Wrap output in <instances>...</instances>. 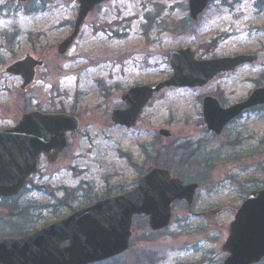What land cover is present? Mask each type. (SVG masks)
<instances>
[{
	"label": "rangeland",
	"instance_id": "obj_1",
	"mask_svg": "<svg viewBox=\"0 0 264 264\" xmlns=\"http://www.w3.org/2000/svg\"><path fill=\"white\" fill-rule=\"evenodd\" d=\"M21 6L19 12L0 0V71L13 62L14 51L33 50L45 61L48 56L50 66L39 69L24 90L21 77L0 78V127L15 125L23 110L41 108L72 113L81 128L68 135L59 163L41 161V173L21 197L0 200V238L32 232L97 198L128 191L159 162L186 182H200L193 212L178 205L171 226L160 233L140 216L130 249L99 264H223L221 246L236 210L250 191L264 187V106L218 136L207 130L203 97L228 107L264 86V0H211L195 26L180 23L190 19L188 0H110L88 17L66 55L49 49L72 32L76 1L28 0ZM150 22L161 25L152 37L145 26ZM164 25L175 27L174 34L160 35ZM13 30L20 34L18 46ZM30 35L42 38L30 45ZM186 47L207 60L250 53L258 59L204 87L157 93L135 128L113 124V109L126 105L123 92L166 79L171 54ZM160 129L173 137H163Z\"/></svg>",
	"mask_w": 264,
	"mask_h": 264
},
{
	"label": "water",
	"instance_id": "obj_2",
	"mask_svg": "<svg viewBox=\"0 0 264 264\" xmlns=\"http://www.w3.org/2000/svg\"><path fill=\"white\" fill-rule=\"evenodd\" d=\"M103 1L108 0H79L80 11L74 33L60 45L61 53L74 43L89 12ZM208 2L189 0L190 15L197 19ZM195 55L191 48L175 51L171 57L174 74L155 87L145 85L125 92L122 99L128 107L114 110L113 121L134 127L156 92L171 86H205L219 73L234 71L257 59L255 55H240L198 60ZM37 64L41 63L27 58L16 62L7 71L23 76L27 85L35 78ZM204 100L208 129L221 134L224 126L245 109L264 103V88L255 90L248 100L227 109L210 96ZM78 126L77 118L72 116L32 112L24 115L17 127L0 132V196L19 193L28 177L37 171L42 152L56 161L59 152L68 144L66 133L77 130ZM160 134L171 135L165 129L160 130ZM52 149L55 151L51 152ZM198 188L197 183L184 185L182 180L170 177L167 170L153 169L142 177L138 187L126 194L75 211L70 217L30 236L1 239L0 264H88L109 259L129 248L134 215H148L150 227L160 230L171 221V204L182 199L193 204ZM249 195L229 226L227 241L222 246V250L229 253L224 264H256L264 257V189ZM66 241L68 245L62 246Z\"/></svg>",
	"mask_w": 264,
	"mask_h": 264
},
{
	"label": "flooded vegetation",
	"instance_id": "obj_3",
	"mask_svg": "<svg viewBox=\"0 0 264 264\" xmlns=\"http://www.w3.org/2000/svg\"><path fill=\"white\" fill-rule=\"evenodd\" d=\"M183 23H185V21L183 22ZM161 27V25H158L156 22H154L153 23V28L156 30L157 28H160ZM164 27V30H161L160 31V35H164V34H168L169 32H171L172 30H173V28L172 27H168L167 25H164L163 26ZM47 48L45 49V51L47 52ZM54 50V49H53ZM45 58V57H44ZM45 63H46V65H47V68L50 66V64H49V59H48V56H47V61H45ZM51 68V67H50ZM26 113V112H25ZM24 113H22L21 114V116L23 115ZM21 116L20 115H18L17 116V119H15V120H18V122L21 120ZM18 122L16 123V124H18ZM15 124V125H16ZM14 125V126H15ZM64 155V154H63ZM62 155V156H63ZM61 156V157H62ZM44 159H46V156L45 155H42L41 156V158H40V161H43ZM42 166V165H41ZM40 172H41V170H40ZM39 175V174H38ZM38 175H36V176H38Z\"/></svg>",
	"mask_w": 264,
	"mask_h": 264
}]
</instances>
